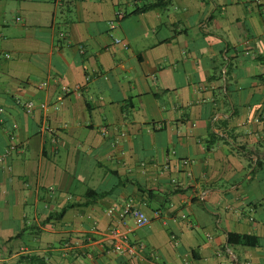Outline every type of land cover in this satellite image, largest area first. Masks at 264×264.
I'll return each instance as SVG.
<instances>
[{"label":"crops","instance_id":"0c3cea01","mask_svg":"<svg viewBox=\"0 0 264 264\" xmlns=\"http://www.w3.org/2000/svg\"><path fill=\"white\" fill-rule=\"evenodd\" d=\"M156 1L0 0V264H264V0Z\"/></svg>","mask_w":264,"mask_h":264},{"label":"built area","instance_id":"2783aa9c","mask_svg":"<svg viewBox=\"0 0 264 264\" xmlns=\"http://www.w3.org/2000/svg\"><path fill=\"white\" fill-rule=\"evenodd\" d=\"M123 16L124 14L122 12H116V19H121ZM110 23L113 24V22ZM115 41L120 42L119 39H116ZM64 89L68 91L67 88ZM19 104L23 106L26 111H31V109L33 108L32 101L19 102ZM41 106L44 107V104H42ZM44 128L48 130L46 126H44ZM6 152L7 150L3 155L0 156V161L4 159V157L6 156ZM118 211L121 217H130L133 220L134 224L137 226H141L149 222V218L147 217V215L137 205L130 201L124 202L121 206H119ZM119 235L120 236L118 242L114 246L115 249L120 253L134 252L135 247L128 242L127 237L123 233Z\"/></svg>","mask_w":264,"mask_h":264},{"label":"trees","instance_id":"16d2710c","mask_svg":"<svg viewBox=\"0 0 264 264\" xmlns=\"http://www.w3.org/2000/svg\"><path fill=\"white\" fill-rule=\"evenodd\" d=\"M161 5H162V0H157L156 2L152 4L143 6L142 8H140V10L144 11L151 7L161 6ZM232 240H235L236 243H239L242 245H252L256 243V240L251 236L229 233V242H232Z\"/></svg>","mask_w":264,"mask_h":264}]
</instances>
